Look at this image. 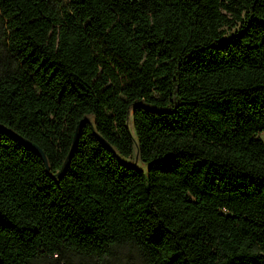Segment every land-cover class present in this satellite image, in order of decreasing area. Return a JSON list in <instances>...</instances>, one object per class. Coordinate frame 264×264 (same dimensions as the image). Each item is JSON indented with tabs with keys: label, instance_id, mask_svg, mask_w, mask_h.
I'll return each instance as SVG.
<instances>
[{
	"label": "trees",
	"instance_id": "16d2710c",
	"mask_svg": "<svg viewBox=\"0 0 264 264\" xmlns=\"http://www.w3.org/2000/svg\"><path fill=\"white\" fill-rule=\"evenodd\" d=\"M0 124V264H264V0H0Z\"/></svg>",
	"mask_w": 264,
	"mask_h": 264
},
{
	"label": "water",
	"instance_id": "95a60500",
	"mask_svg": "<svg viewBox=\"0 0 264 264\" xmlns=\"http://www.w3.org/2000/svg\"><path fill=\"white\" fill-rule=\"evenodd\" d=\"M0 130H1V131H6V132H8V133L11 134L12 136H14L17 140H19V141H21V142H23V143H25V144H28L29 146H31V147H33L34 149H36L37 152H39V154L41 155V157H42V159H43V162H44V164H45V166H46V168H47V171H48V172L50 171L49 163H48V160H47V156H46L45 152H44L39 146H37L36 144H34V143H32L31 141L27 140L26 138L20 136V135L17 134L15 131H13V130L7 128L6 126H4V125H2V124H0ZM78 130H79V128L77 129L76 135H75V137H74L73 145H72L71 150H70V152H69V154H68V156H67V159H66V161L64 162L63 167H62V169L60 170V172H59L58 174H56V175H53V178H54V179H57V178L61 179V178L65 175V173L67 172V170H68V168H69V165H70V163H71V161H72V158H73V156H74L75 150H76V148H77Z\"/></svg>",
	"mask_w": 264,
	"mask_h": 264
},
{
	"label": "rangeland",
	"instance_id": "374dc122",
	"mask_svg": "<svg viewBox=\"0 0 264 264\" xmlns=\"http://www.w3.org/2000/svg\"><path fill=\"white\" fill-rule=\"evenodd\" d=\"M135 163L141 165L139 160ZM110 261L112 264H143L137 251L129 246L116 248Z\"/></svg>",
	"mask_w": 264,
	"mask_h": 264
}]
</instances>
